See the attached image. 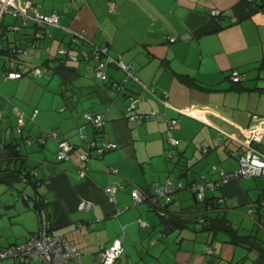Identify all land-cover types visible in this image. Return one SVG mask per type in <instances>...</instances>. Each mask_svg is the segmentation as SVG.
I'll use <instances>...</instances> for the list:
<instances>
[{
    "label": "crops",
    "instance_id": "1",
    "mask_svg": "<svg viewBox=\"0 0 264 264\" xmlns=\"http://www.w3.org/2000/svg\"><path fill=\"white\" fill-rule=\"evenodd\" d=\"M28 2L43 14H59V25L22 26L12 11L0 17L4 29L0 35V168L7 169L10 161L20 158L19 169L31 174L22 182L34 189L43 205L34 209L32 197L27 195L28 200L23 197L21 202L11 194L4 202L6 225L2 226L5 233L0 227V249L26 242L42 221L49 220L53 234L74 241L81 252V260L69 264H103L101 248L115 238L122 239L124 251L113 264H248L251 259L227 236L219 239L218 233L190 225L197 214L219 213L222 206L183 205L185 193L176 183L179 177L187 178L186 183L180 180L187 188L195 181H217L220 175L214 166L227 172L238 169V156L247 150L252 124L257 126L258 138L253 145L264 151L263 1L16 0L20 7ZM214 10L220 14L214 15ZM10 26L19 29L12 31ZM82 31L96 46L109 44L111 54L131 65L133 74L156 96L134 80L118 93L112 81L124 78L121 70L111 66V79L102 81L93 72L80 75V63L69 60L66 64L77 69L76 75L66 88L54 82L55 76L60 77L52 68L58 63V50ZM36 33L42 37L35 38ZM14 47L19 53L12 56L8 49ZM34 68L40 74H33ZM6 69L22 76L8 79ZM234 69L244 74L242 82L231 80ZM165 92L168 105L159 100ZM26 101L35 107L28 108ZM131 101L138 112L154 111L156 116L141 124L129 121L125 108ZM33 110H38L34 119ZM76 112L84 119L79 120ZM88 114L105 115L102 129L93 127ZM21 116L22 133L15 136L14 125L17 132ZM174 119L177 124L171 128ZM52 130L58 132L56 138L49 136ZM39 137H45V143H39ZM170 138L179 143L170 144ZM92 139L118 147L101 156L90 149ZM60 140L73 145L63 161L56 157ZM11 144L18 145L13 158L8 155ZM197 154L207 164L199 173L192 169V160H200ZM85 155L87 160L82 159ZM168 181L177 189L169 217L183 218L184 227L165 231L154 201L134 205L131 193L140 187L155 194ZM15 184L8 186L15 189ZM110 186H117L112 198L105 192ZM215 194L225 198V209H256L252 220L264 234L257 212L264 200L262 178H231ZM83 202L89 206L82 208ZM140 220L147 225L141 226ZM188 227L195 232L182 230ZM257 241L245 244L254 251L255 259L249 264H264ZM8 261L17 263L12 259L5 264Z\"/></svg>",
    "mask_w": 264,
    "mask_h": 264
},
{
    "label": "built area",
    "instance_id": "2",
    "mask_svg": "<svg viewBox=\"0 0 264 264\" xmlns=\"http://www.w3.org/2000/svg\"><path fill=\"white\" fill-rule=\"evenodd\" d=\"M261 10L264 11V0H262ZM110 10L114 11V5L112 2L109 3ZM8 11H12L14 15L19 16L22 20V26H28L31 22L35 23L39 27L45 25H59L60 15L53 13L50 15L43 14L30 2L24 7L17 5L16 0H0V17ZM214 15H219V10L213 11ZM10 30L16 31L19 26H10ZM4 29L0 26V35L3 33ZM42 34L36 33L35 38H41ZM174 41V39H170ZM89 42V45L83 47L82 44ZM72 51H75L74 53ZM27 53L26 50H24ZM58 55L65 60H69L75 63H84L88 71L93 72L97 78L102 81L110 80L109 68L115 67L124 73V78L121 81L113 80L112 83L116 90L119 92L125 89L126 83L129 80H134L141 85V87L148 93L155 95L154 89L148 87L146 84L142 83L132 72V66L125 63L120 57H115L110 52V45L103 44L102 46H96L91 43L87 34L85 32H79L71 39V43L67 47L60 48L58 50ZM33 74H40L38 68L33 69ZM5 76L8 79H16L22 76L21 72L15 70H9L5 72ZM231 80L234 83H239L244 80V74L239 70H232L230 75ZM163 98H160L163 103L168 105L165 98L167 93H163ZM180 112H183L180 111ZM38 110L33 112L31 116L32 119L37 115ZM127 119L131 122L137 124L144 123L151 120L156 116V112H138L134 101H131L126 106ZM1 116V114H0ZM88 119H90L91 124L97 130H100L105 123L104 114H88ZM177 124V120L174 119L171 122V128ZM24 126L23 117L18 118L17 133H22V128ZM248 141L245 143L247 150L238 156L239 167L235 171L227 172L224 169H218L214 166L213 168L219 173L220 179L217 181H195L191 184L190 189L194 191L197 195L198 200H203L205 198L206 192L214 193L216 188H218L223 182L228 181L231 178H250V177H260L264 178V151L257 149L253 143L258 141L257 138V126L252 124L248 129ZM49 136L56 138L58 132L52 130ZM84 138V137H83ZM45 137H39L38 142L45 143ZM169 143L172 145H177L179 143L178 139L170 138ZM90 148L96 150L99 153H104L117 148V144L114 142L102 143L96 142L95 139L89 141ZM73 150V145L65 140L59 141V151L56 157L59 161H63L69 158L70 152ZM207 149L205 148L204 151ZM171 156V155H170ZM82 159L87 160L88 155L82 156ZM81 175L85 174V169L80 170ZM26 173H23V177ZM25 179V178H24ZM182 187V186H180ZM117 190V186H110L105 189V192L110 198L114 195ZM176 188L173 187L171 181L166 182L155 192L154 201L158 206L163 209L164 206H168L171 203L173 194L176 192ZM133 204L137 205L141 203L145 196L140 187L134 188L131 193ZM25 200H28V196L24 195ZM216 202L222 204L225 199L219 197ZM89 203L83 202L81 204L82 208H87ZM261 209L264 214V201L261 203ZM253 212L252 209L249 210V214ZM164 214V213H163ZM203 222L204 219H199ZM141 226H146L147 222L140 220ZM260 227L264 230V217L259 223ZM124 247L121 238H115L110 246H102L101 255L103 264H113L123 253ZM208 252L212 253L211 248H208ZM4 259H13L19 264H69L70 262H79L81 260V252L76 246L75 242L68 239L64 235H54L53 226L49 220L42 221L40 228L31 235V237L24 243L13 244L6 248L0 249V261Z\"/></svg>",
    "mask_w": 264,
    "mask_h": 264
},
{
    "label": "rangeland",
    "instance_id": "3",
    "mask_svg": "<svg viewBox=\"0 0 264 264\" xmlns=\"http://www.w3.org/2000/svg\"><path fill=\"white\" fill-rule=\"evenodd\" d=\"M59 57H61V56H59ZM41 65L42 64H40V66ZM78 66H79L80 72H81L80 75H83V74L89 75L90 74V71H88V69L86 68L84 63H80V64H78ZM54 82H58V84L61 85L62 80L60 79V77L55 76L54 77ZM62 85H63V88H66V86L63 83H62ZM118 93H121V92L118 91ZM25 105L28 108H31V109H33L35 107L34 104H31L30 101H26ZM64 105H65V102H64ZM64 115H65V113L62 116H64ZM76 116L79 117V120H83L84 119L82 117V113L76 112ZM132 126L133 125L131 124V127ZM57 128L61 132L60 128L59 127H57ZM64 129H65V127H64ZM13 133H14L15 136H17L16 134H19V133L16 132L15 125H14ZM199 153H200V150H199ZM197 156H198V158L200 160H197V159L192 160V166H193L192 169H193V172H195V173H199L200 172V170H199L200 167H203V169L207 168L206 159H203L202 155H198L197 154ZM20 163H21V159L20 158L17 161H10L8 163V165H9L8 168L9 169L3 168L2 170H0V174L1 173L7 174L11 170H13L14 167H16L19 170ZM28 163L30 164L31 167L34 165L33 161H28ZM25 165L26 164L23 163V167L26 168ZM27 167H28V164H27ZM218 168L221 169V167H218ZM250 178H252V177H250ZM178 179H179V182L176 183V187L179 190H183V192L185 193V195L183 196L184 199L181 202V204L183 203V205H184V203L186 204L188 202L194 203L195 201H194V198H193L192 191L185 186L186 184L183 183V182L186 183L187 178L179 177ZM180 180H182L183 182H181ZM262 182L264 183V178H262ZM12 183H16L15 184L16 185L15 189H14V187L9 188L8 185H10ZM180 186H182V187H180ZM5 188H9V191H5ZM33 190L34 189L30 185L25 184L24 182H22L21 179H18V178L7 179V180L3 179V180L0 181V227H1V229L3 231L5 229H3L2 226L6 225V223L2 222V220H3L2 219L3 218L2 215L4 214V211H6V207L4 206V202L7 201L8 198H11L10 197L11 194H16L17 198H19L21 200V202L23 201L24 195H28L29 197H32L31 200L33 201V199H34V201H35V199L37 198L36 197L37 194H35V192ZM21 195H22V198H21ZM224 203L221 204L222 207L220 208L219 213H218V211L209 212V216L212 217V218L218 216L217 214H219L220 216H226L229 220L232 221L233 225L236 226V231H237L238 236H248L251 233H254V235L255 234L258 235L259 242H262V244L264 245V234L257 227H255L254 221L252 220L254 217H252V215L248 214L247 209L244 206H238L235 209H225V206H223V205H225ZM14 218H15V216L12 217V219H14ZM190 225L192 227L195 226L198 229H203L202 224L198 223V222H192ZM192 227L183 228L182 230H188V231H191V232L194 233L195 231L193 229H191ZM197 232H198V234H200L203 231H197ZM3 233H5V231ZM217 235H218L219 239H223L224 236H226L225 233L222 232V231H220ZM237 248L243 254H246L251 259V261L247 262L248 264L253 262L252 259H255V256H253L254 255V253H253L254 251L253 250H251L250 248L248 249V247L246 245H244V246L239 245V246H237ZM5 260H12V259L1 260L0 264H5L6 263ZM8 262H10V261H8ZM10 264H11V262H10ZM16 264H19V263H16ZM243 264H245V263H243Z\"/></svg>",
    "mask_w": 264,
    "mask_h": 264
},
{
    "label": "trees",
    "instance_id": "4",
    "mask_svg": "<svg viewBox=\"0 0 264 264\" xmlns=\"http://www.w3.org/2000/svg\"><path fill=\"white\" fill-rule=\"evenodd\" d=\"M8 51H9V54L12 55V56L13 55H17L19 53V48L18 47L10 48V49H8ZM0 56H1V53H0ZM56 60L58 61V63H57L56 66H53L52 68H54L55 72L57 74H59V76L62 78V83L64 85H67V83L71 82L72 76L76 75L77 69L75 67L68 66L66 64V60H64L62 57L57 56ZM51 61H54V59H52ZM49 66H50V64H49ZM10 68L13 69L11 65H10ZM6 71H9V69H6ZM125 113H126V111H125ZM126 118H127V116H126ZM11 148H12V151L9 152L8 155H9L10 158H13L14 155L17 153L18 145L17 144H11ZM90 149L94 150L92 148H90ZM206 151H208V149ZM105 153L106 152H104V153H99L98 152L97 154L103 156ZM2 169L3 168H0V170H2ZM7 169H9V168H7ZM24 172L26 173V175L23 177V173ZM13 178L14 179L18 178V179H21L23 181H28L29 178H31V174H30L29 171H24V170H20V169L18 170L16 168L11 170L7 174H3V173L0 174V181L3 180V179L7 180V179H13ZM191 184L192 183L189 184V189H190ZM218 188H216V190H218ZM142 191H143V195L145 196V199L142 202H144L145 200H148V199H152L154 201V197H155L154 193L150 194V193L146 192L145 189H142ZM208 192L209 191L206 192L205 198L200 201V200H198L196 193L194 191H192L193 198H194L195 202L196 203H204L205 207H207V208L208 207L221 206V204H218L216 202V200L219 197H222V198H224V197L222 195H216L215 194L216 191L213 193L214 195H210L209 196ZM35 201H36V203L34 205V209L38 208L40 210V208L43 205L41 197L38 196L35 199ZM263 201L264 200L260 201V205H259V208L257 210V212L259 213L258 223H260L263 220V217H264V214H263L262 209H261V203ZM172 203H173V198H172L171 203L168 204V206L166 205V206H164L163 209H161L158 206V204H156V202L154 201V204H155L156 210L158 212V215L160 216V218L163 221V223H165V225L167 226L165 231H168V230L173 229L175 227H184L183 224H182L183 220H184L183 218H182L183 219L182 220L181 217H178V219H174L172 217H169V215H170L169 206ZM251 209L253 210V212L251 214H249V211H248L249 215H252L256 211V209H254V208H251ZM201 218L204 219L203 222L199 221V219H201ZM191 220H192V222L201 223L204 229L209 230V231H213L214 235L219 233L220 231L224 232L225 235L228 237V241L234 243L235 245H245L246 243H255V241L259 240V237L256 234L255 235L251 234L249 236H238L237 231H236V226L233 225V223H231L226 218V216L218 215V216L212 218V217L209 216V214H197L196 218H193ZM257 243H259L258 244L259 247H260L259 250H261L260 256L263 257V259H264V247L261 246V244H260L261 242L257 241Z\"/></svg>",
    "mask_w": 264,
    "mask_h": 264
}]
</instances>
